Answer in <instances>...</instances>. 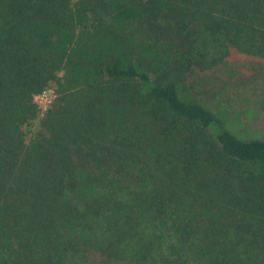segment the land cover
Masks as SVG:
<instances>
[{
	"label": "trees",
	"instance_id": "1",
	"mask_svg": "<svg viewBox=\"0 0 264 264\" xmlns=\"http://www.w3.org/2000/svg\"><path fill=\"white\" fill-rule=\"evenodd\" d=\"M227 61L264 68V0H0V264H264Z\"/></svg>",
	"mask_w": 264,
	"mask_h": 264
},
{
	"label": "rangeland",
	"instance_id": "2",
	"mask_svg": "<svg viewBox=\"0 0 264 264\" xmlns=\"http://www.w3.org/2000/svg\"><path fill=\"white\" fill-rule=\"evenodd\" d=\"M230 65L233 64L227 61L207 72L200 83L207 82L204 89L218 93L222 102L227 103L224 104L230 121L227 125L237 136L264 138V68H230ZM54 93L57 96L55 85L51 84L38 101L45 103ZM44 113L40 109L36 120L24 127L26 140L36 131Z\"/></svg>",
	"mask_w": 264,
	"mask_h": 264
},
{
	"label": "built area",
	"instance_id": "3",
	"mask_svg": "<svg viewBox=\"0 0 264 264\" xmlns=\"http://www.w3.org/2000/svg\"><path fill=\"white\" fill-rule=\"evenodd\" d=\"M46 91H47V88L44 89L43 91H41L40 93L34 95V97H33V102L37 106L38 111L41 109L42 111L46 112L49 109V107L52 105V103L55 102V100L57 98V96L54 93V96L52 99L49 98L45 103L39 102L38 98L44 97L46 95ZM47 98H48V94H47Z\"/></svg>",
	"mask_w": 264,
	"mask_h": 264
}]
</instances>
